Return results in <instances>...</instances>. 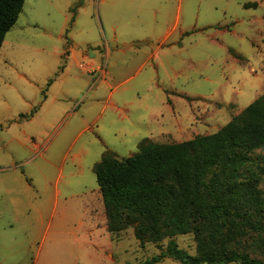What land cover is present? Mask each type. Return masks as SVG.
<instances>
[{
  "label": "rangeland",
  "instance_id": "1",
  "mask_svg": "<svg viewBox=\"0 0 264 264\" xmlns=\"http://www.w3.org/2000/svg\"><path fill=\"white\" fill-rule=\"evenodd\" d=\"M142 5L166 13L153 32H142L151 40L139 55L96 60L105 75L88 73L80 56L88 44L103 43L97 0H27L6 35L0 264H142L160 255L167 240L141 243L133 227L109 233L95 164L106 151L131 157L145 140L170 144L214 134L264 94V0ZM251 156L264 165V148ZM252 239L246 252L264 260ZM175 240L195 254L193 235Z\"/></svg>",
  "mask_w": 264,
  "mask_h": 264
},
{
  "label": "trees",
  "instance_id": "2",
  "mask_svg": "<svg viewBox=\"0 0 264 264\" xmlns=\"http://www.w3.org/2000/svg\"><path fill=\"white\" fill-rule=\"evenodd\" d=\"M25 2L0 0V51ZM261 148L264 94L214 134L170 144L145 140L123 159L106 151L94 171L109 233L133 227L141 243L167 240L164 252L142 264L165 258L181 264H264L245 250L252 237L250 246L264 254V165L251 156ZM188 234L195 254L175 240Z\"/></svg>",
  "mask_w": 264,
  "mask_h": 264
},
{
  "label": "crops",
  "instance_id": "3",
  "mask_svg": "<svg viewBox=\"0 0 264 264\" xmlns=\"http://www.w3.org/2000/svg\"><path fill=\"white\" fill-rule=\"evenodd\" d=\"M143 6L145 5H142V0H97V13L102 24L103 43H90L87 45L89 46L87 50L81 51V58L88 61L83 66L88 73L106 74V71L96 64V60L99 58L106 59L107 63L111 59L128 55V51L134 55H139L142 52V42L151 40L150 37H142V32H153L156 27L154 25L161 22V18L166 13L163 12L161 5L157 9L149 7L150 11H143ZM156 17L157 20H155ZM178 21L179 15L176 16L175 24L171 28H169L170 26L167 28L166 39L177 28ZM71 51L68 50V52ZM75 54V52L72 53L71 58H77ZM91 55H94L95 58L91 59Z\"/></svg>",
  "mask_w": 264,
  "mask_h": 264
}]
</instances>
